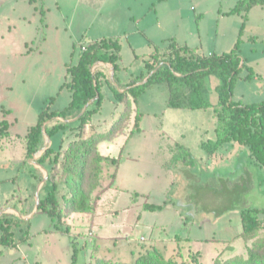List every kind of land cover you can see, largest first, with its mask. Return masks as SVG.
<instances>
[{"label": "rangeland", "instance_id": "374dc122", "mask_svg": "<svg viewBox=\"0 0 264 264\" xmlns=\"http://www.w3.org/2000/svg\"><path fill=\"white\" fill-rule=\"evenodd\" d=\"M54 1L58 2L60 15L66 20L67 34L76 33L78 30L82 32L88 27L91 28L90 35L99 32L97 28L94 31L93 29L102 19L111 21V25L103 27L106 31L119 28L122 23L125 28L132 25V19L130 25L124 22L127 18L124 8L118 4L120 0H107L102 6V0H45V4L43 0H0V121L5 118L11 122L9 135L5 138L0 137V192L12 187L17 188L18 185L21 190L16 189L17 196L24 199L30 193L35 201L37 195L39 199L44 197L48 189L45 181L41 183V180L29 172L32 169L37 175H41V179L45 175L44 169L37 164V158L43 150L34 153L32 161L27 160L21 167L20 159L25 156L23 135L43 109L46 107L48 111L62 109L68 103L70 93L67 88L61 91L58 89V83L64 77L60 62L61 52H57V46L53 43L56 31L44 29L38 11L44 9V5L50 6L53 10ZM123 1L130 4L132 2ZM153 1L152 10L160 8L158 3L160 1L163 3L164 0ZM237 2L238 0H185L184 30L186 35L190 27L196 31L195 39L200 37L201 42V45L198 43V48L204 54L208 52L220 54L232 49L243 20L239 14L228 11ZM35 6H38L36 11ZM217 8L220 9L218 13ZM97 11L100 14H96ZM95 14L99 16L94 18ZM44 34L49 36V41L40 46L38 41ZM62 36L65 37L64 34ZM250 37L254 40H250ZM263 39L264 6L257 5L248 12L239 49L242 61L253 69L254 74L247 79L244 77L247 70L242 68L233 91V99L240 100L243 104L264 99ZM129 40H132V36ZM62 41L64 42L63 39ZM25 42H28L27 46ZM155 47L148 44L144 49L138 47L136 52L140 57L147 58L154 52ZM67 50H71V45ZM134 53L132 46L125 42L120 62L130 72L142 65L139 58L132 59ZM72 58L74 62L76 54ZM214 81H218V78L213 74L204 78L207 97L212 101L217 100ZM166 91V86L162 84L153 85L138 98L136 110L143 116L139 131L125 138L121 134L113 141H103L98 145L100 153L119 157V161L123 162L118 185L109 183V178L103 179L93 192V196L96 197L94 211L70 213L57 223V227L47 214L37 210L28 221L30 243L22 242L24 250L32 255L37 245H46L49 246L47 252L45 254L40 252L42 264H70L73 248H77L79 250L77 262L93 264L99 257L130 262L145 247L157 245L165 257L172 253L179 254V260L183 264H196L192 257L196 252L200 253L197 260L201 264H212L216 253L226 246L223 239L241 230L238 209L241 206L264 209V176L250 165L245 152L230 167L215 164L212 165V169L209 168L207 162L210 155L202 148L200 142L215 137L216 117L212 109H208L206 117L199 121L189 114L191 110L167 108ZM102 94L104 99L100 110L92 116L94 125H86L83 132L85 135L94 129L105 130L118 115L119 111L114 109L116 102L107 86L102 87ZM51 97L55 98L51 100ZM2 106L10 109V113L4 114ZM154 112L156 114H152ZM161 113L165 114L162 120L164 125H161ZM56 120L65 121L61 117H56L45 124L51 125ZM75 120H66L71 124L64 131L52 135L48 146L54 151L66 147L79 132ZM155 122L159 123V129L154 128ZM132 125L133 121L123 133L127 134L130 128H133ZM181 131L185 133L184 140L178 136L177 132ZM177 143L190 153L192 160L176 148ZM127 154L136 159L126 160ZM43 166L48 174L49 166ZM243 166L254 168V180L240 195L230 194V188L225 187L219 181V177L230 178L233 174H241ZM60 169L58 166V172ZM56 181L58 183L56 197L58 204L62 205L63 197L68 193V186L60 174H57ZM238 181L240 182L239 179ZM241 183L248 185L244 181ZM108 187L113 189H109L103 196ZM134 193L138 195L135 196ZM146 199L154 204L163 205V208L154 211L144 210L143 203ZM226 204L234 206L233 209L224 211ZM191 212L200 217L208 214L212 220L218 218L217 221L210 219L204 222L197 218L191 223L188 220L187 224H184L187 221L184 217L190 216ZM226 212L233 215L231 229L223 231L225 221L224 216L220 214ZM5 213L15 217H18V213L22 216L31 214L29 211L13 208H8ZM260 218L258 235L264 236V215L260 214ZM22 226L25 228L26 224ZM175 234L182 238L189 236L194 239L187 242L178 238L176 242ZM231 245L226 255L244 253V247L239 240H235ZM6 251L9 254L15 251L16 262L13 264H25L20 259L21 254L18 250L7 248ZM8 259V254H5L2 258L3 264H8ZM30 261H33L31 256Z\"/></svg>", "mask_w": 264, "mask_h": 264}, {"label": "trees", "instance_id": "16d2710c", "mask_svg": "<svg viewBox=\"0 0 264 264\" xmlns=\"http://www.w3.org/2000/svg\"><path fill=\"white\" fill-rule=\"evenodd\" d=\"M255 5L264 6V0H238L229 11L239 14L243 20L237 39L230 51L220 54H198L194 49L186 45H177L173 39H169L166 46L155 48L154 52L144 58L143 70L127 81H121L117 75L121 69L119 61L122 43L120 39L102 37L85 44L80 40L74 41L71 54H78V57L74 63L66 66L67 78L60 85V88H67L70 91L68 103L60 110L48 111L47 107L43 109L36 122L28 127L25 134V156L22 165H25L27 160L43 147L45 134L51 138L55 133L64 131L71 124L65 119L75 118L80 114L84 105L89 103L85 111L74 121L76 128L79 129L76 137L60 151H54L51 146H47L37 158L39 164L49 166L44 182L48 189L46 195L39 199L38 210L47 214L56 227L57 223L70 213H92L94 211L96 197L93 196V192L105 178H109V183L114 182L120 162L119 157L100 153L98 144L103 141H113L121 134L130 137L140 130L141 115L133 104L153 85L163 84L167 87V107L192 110L212 108L216 117L215 138L201 142L202 148L208 155H212L225 143L235 142L248 151L251 161L264 172V99L243 104L232 98L241 69L246 68L247 73L244 77L247 79L253 77L254 74L251 67L242 63L239 49L244 22L249 10ZM40 10L43 11L42 8ZM40 20L43 23V17ZM250 40L254 38L250 37ZM82 46H84L83 49ZM96 62L111 65L113 80L110 77H104L105 74L97 67L91 70ZM150 72L147 80L141 83ZM211 74L218 78L217 102L214 105L207 97L204 83V78ZM115 83L121 90L117 89ZM104 84L108 86L114 100L120 103L121 108L117 117L105 130H91L85 135L83 132L86 125L100 110L103 102L102 86ZM50 99L53 100L52 97ZM56 117H61L65 121L56 120L51 125L45 124L46 121H52ZM131 121H133V128L124 134V130ZM8 128L9 122L3 118L0 121V137L7 135ZM176 148L183 155L193 159L183 146L177 143ZM58 166L61 168L60 172H58ZM30 172L39 181L41 180V175H37L32 169ZM57 174H60L63 182L68 186V193L63 197L62 205L58 204L56 197ZM241 180L249 183L247 177ZM241 180L238 184H234L230 194L240 195L248 189L249 185L241 183ZM109 189L113 188L105 189L103 196ZM10 198L5 201V204ZM233 207L226 204L224 211L231 210ZM162 208L163 205L154 204L148 199L143 203L144 210L154 211ZM238 212L242 231L231 241H226L225 248L216 253L212 264H264V236L258 235L260 214L264 215V209L241 206ZM28 221L29 219L24 220L5 212L1 214L0 257L3 248L16 247L30 237ZM24 223L25 228L22 226ZM65 229L68 228L65 227ZM235 240L241 242L244 253L235 252L226 255V251L231 249V244ZM78 252L77 248H73L70 264H79L77 262ZM199 255V252L192 255L196 264H201L197 260ZM178 256L179 254H171L165 257L157 246L150 245L138 252L130 262L106 260L99 257L93 264H183Z\"/></svg>", "mask_w": 264, "mask_h": 264}, {"label": "crops", "instance_id": "0c3cea01", "mask_svg": "<svg viewBox=\"0 0 264 264\" xmlns=\"http://www.w3.org/2000/svg\"><path fill=\"white\" fill-rule=\"evenodd\" d=\"M102 1L103 2L101 4V6L104 5L105 1H107V0H102ZM161 2L162 1H160L158 3V6H160V8L156 7L154 10H152V5L154 3L153 0H132L131 4L128 1L125 2L123 0H120L118 2V4L124 8V14L127 18V21H124V22L127 25H130V23H131L130 19H132V25L129 26V28L128 27L125 28V25L122 23V24H120L119 28L118 27L117 28L112 27L115 29L114 30L109 29L108 31H106L103 29V27L106 25H111V21L108 22L109 19H107L106 21L104 19H102L101 23L98 24L93 29V31L98 29L97 31H99V32L92 33V35H90V33H91L90 27H88L86 30H84L82 32H80L78 30L76 32V33H78V35L75 32H69V34H67V27L65 26L66 20L62 17V15H60V12H59L60 7L58 6V2L54 1V9L53 10L50 6L44 5V9L42 8L43 11H41V10H38V6H35L34 10L35 11L38 10L40 12V18L43 17V23H41V24H42V26H44V29H47L49 31H52V30L56 31V35L53 39V43H55L57 46V52L58 51L61 52L60 53L61 54L60 62L62 64V72H63V77H64V79L60 83H58L59 91H61L63 89V88H60V85L67 78L66 66L70 63H74L78 57V54H76V60L73 62L72 57L74 56V54L72 55L71 53H72V44L74 43V41L76 42V41L80 40L81 43L85 44V43H89L93 40L100 39L102 37L118 38V39H120V41L122 43L121 54H122V49H123L125 42L129 46H132V51L135 52L132 59L136 60L137 58H139L142 61L141 62L142 65L138 66V68H136L135 70H132L130 72V70H128V68L124 64H121V62H120L121 58H122V55H121V58L119 61L121 69L117 74L121 81H127L130 77H132L133 75L139 74L143 70V59L146 58V56L140 57L137 54L136 51H137L138 47H142L144 49L145 46H147L148 44H153L156 46L155 48H162L169 43V41H168L169 39H173L177 45H186V46L194 49V51L196 53L204 54V52L200 51L198 48L199 47L198 43H199V45H201V42H200V37L198 39H195V34H196L195 32L196 31H193V29L190 27L188 29L187 35H186V32L184 30L183 17H184V13H185V11H184L185 0H164L163 3H161ZM166 2H168V3H166ZM43 3L44 4L46 3L45 0H43ZM159 4H161V5H159ZM255 6H257V5H255ZM255 6H253L252 8H254ZM98 11H99V9H98ZM98 11L96 12V14H100ZM216 12L217 13L220 12V9L217 8ZM96 14L94 15V18L99 16ZM100 19H101V17H100ZM40 22H41V20H40ZM95 28H97V29H95ZM198 31H200V30H198ZM62 34H64V36H65L64 38H63ZM131 36H132V40H129V37H131ZM199 36H200V34H199ZM62 39L64 40V42L62 41ZM47 41H49V36L44 34V36H42V39L38 42H39L40 46H43L47 43ZM27 45H28V42H25V46H27ZM69 45H71V50H67V48H69ZM157 46H159V47H157ZM63 52H64V54H63ZM208 54H211V52L206 53V55H208ZM243 62L244 61H242V63ZM94 67H97L98 70L102 71L105 74L104 77H110L111 68H112L110 64L103 63V62H96ZM206 77H210V75H208ZM254 78H255V76H254ZM213 83H214V87L216 90V85L218 84V81H214ZM104 86H107V85L104 84L102 87H104ZM107 88H108V86H107ZM166 90H167V87H166ZM233 95H234V92H233ZM111 97L113 98L112 93H111ZM167 98H168V90L166 91V100H165L166 106H167ZM232 98H233V96H232ZM69 99H70V93H69ZM113 100H114V98H113ZM209 101L212 105L216 104V102H217V100H215V101L209 100ZM235 101H240V100H235ZM137 102H138V99H137L136 103L133 104L134 108H137V106H138ZM120 108H121L120 103L116 102V104L114 106L115 111H119ZM167 108H170V107H167ZM210 108L211 107H209L207 109H193V110L187 109V108H170V109L191 110L190 111L191 113H189V114L195 116V118L200 121L206 117V114H207L206 112ZM1 110L3 111L4 114L10 113V109L4 108L3 106H2ZM212 112H213V110H212ZM152 114H156V113L154 112ZM140 115H142V113ZM164 116H165V114L161 113V118H160L161 125H164V121H162ZM142 117L143 116H141V118ZM141 118H140V122H139V127H140V124L142 122ZM8 122H9L8 133H7V135L4 136V138L9 135V129L11 126V122L10 121H8ZM88 125L89 126L94 125L92 119ZM154 125H155V127H154L155 129L156 128L159 129L158 128L159 123L155 122ZM28 127H27V129H28ZM27 129H26V132H27ZM95 131H97V130H95ZM26 132L23 135L24 138H25ZM177 133H178V136L184 140V138H183L185 136L184 131L177 132ZM214 133H215V126H214ZM123 136L125 138V135H123ZM127 141H128V139L126 140V143H127ZM184 146L187 147L186 145H184ZM243 152H245V154L249 157L250 165L254 166L257 169V172L260 171L261 174H263V176H264V172L262 171V169H260L257 165H255L251 161L248 151L243 146H240L235 142H228V143H225L222 146H220L212 155L209 156L210 159L207 162L208 166H209V168H211L212 165H215V164H224V166L230 167V165H233L236 161H238V159H240V156ZM23 159H24V155L20 159L21 160L20 161L21 167L23 166L21 164ZM125 159L126 160H130V159L134 160L136 158H133L132 156L127 154V155H125ZM122 164H123L122 161L119 162V166L116 170V176H115V179L113 182L114 186H115V184L118 185V182L121 179L120 170L123 169ZM252 166H251V168L250 167L245 168L243 166L244 168H243V172L241 174L240 173H238L236 175L233 174L230 178H228V176L219 177V181L221 183H223L225 187H228L231 190L232 187L234 186V184L239 183L238 179L241 180L242 177L243 178L247 177L249 180L248 185L250 186L251 182L254 180V168H252ZM30 170H29V172H30ZM230 172H232V171H230ZM30 174L32 175L31 172H30ZM193 176H195V175H192V177ZM249 186H248V188H249ZM38 187H40V186H38ZM221 188H222V186H221ZM16 189H18V191L21 190L20 187L17 185V188L12 187L8 190H4V191L0 192V211L2 209L13 208V209L29 211V213H31L33 210V207H35V202H36L34 199V196L31 198V196L29 195L30 193H28L27 194L28 196L23 199L20 196H17V194H16L17 192H15ZM10 196H11V198L8 200L7 204H5V201ZM26 214H28V213H26ZM207 215L208 214L200 217V215H197V214L191 212L190 216L184 217L185 220H187L186 222H184V224H187L188 220H190L189 223H191L192 221H194L197 218H200L199 220L202 222L210 221V219L212 220V218L207 216ZM220 216H224L225 227H223V231L230 230L231 229L230 224H231V220H232L233 215L226 212L225 214H222V215L220 214ZM237 216H239V212L237 213ZM217 218L218 217H215L213 220L217 221ZM44 230L46 231L47 229L44 228ZM241 231H242V225H241V230H239L238 232H235L229 238H224L223 240L231 241L232 239H234L235 236L240 234ZM177 238H179L180 241L185 239L187 242H190V241H192V239H194V238L189 237V236L182 238L179 234H175V236H174L175 241L177 240ZM198 239L199 238H195V240H198ZM204 240H209V239H204ZM212 240H215V238H212ZM158 241L162 242L161 239H158ZM26 242L30 243V238H28L26 240ZM26 242L25 243L23 242V244H26ZM23 244L20 243L16 247H12V249L18 250V252L21 254L20 259H22L25 264H32V263L42 264L40 252L42 254H45L47 252L46 250L49 248V246L46 247V245H43V246L37 245L36 251H33L32 255H31L30 252H28L22 248ZM155 246H157V245H155ZM7 248H9V247L3 248L2 255L0 257V264H3L2 258L4 257L5 254L6 255L8 254V256H9V259L7 262L8 264H13L14 262H16V257L14 258V255H15L14 252L15 251H13V253H11V254L6 253ZM172 254H175V253H172ZM30 256L33 258V261H30Z\"/></svg>", "mask_w": 264, "mask_h": 264}, {"label": "water", "instance_id": "95a60500", "mask_svg": "<svg viewBox=\"0 0 264 264\" xmlns=\"http://www.w3.org/2000/svg\"><path fill=\"white\" fill-rule=\"evenodd\" d=\"M94 66H95V64L92 66V68H91V70H93V68H94ZM112 74H113V71H112V68H111V75H110V78H111V80H113V77H112ZM151 74V72L141 81V83L142 82H144V81H146L147 80V78H148V76ZM115 86L117 87V89H119L118 88V84H116L115 83ZM119 90H121V89H119ZM98 95V94H97ZM96 95V96H97ZM88 104L89 103H87L86 105H84V107H83V109L81 110V112H80V114H82L84 111H85V109L87 108V106H88ZM79 114V115H80ZM78 115V116H79ZM78 116H76L75 118H73V119H65V120H68V121H72V120H75V119H77V117ZM45 137H46V140H45V142H44V145H43V147L41 148V149H39L38 151H42V150H44L47 146H48V141H49V136L48 135H46L45 134ZM37 151V152H38ZM30 162L32 161V159L31 158H29L28 159ZM42 169H44V171H45V175L43 176V178L41 179V183L42 182H44L45 180H46V178H47V171H46V169L44 168V166L42 165V164H39V163H37ZM38 204H39V196L37 195L36 196V202H35V207H34V210L31 212V214L30 215H28V216H22L20 213H18V217L19 218H21V219H24V220H28V219H30L34 214H35V212L38 210ZM15 210V209H14ZM7 211V209H2L1 211H0V216H1V214L2 213H4V212H6Z\"/></svg>", "mask_w": 264, "mask_h": 264}, {"label": "built area", "instance_id": "2783aa9c", "mask_svg": "<svg viewBox=\"0 0 264 264\" xmlns=\"http://www.w3.org/2000/svg\"><path fill=\"white\" fill-rule=\"evenodd\" d=\"M84 48V46H82V49Z\"/></svg>", "mask_w": 264, "mask_h": 264}]
</instances>
